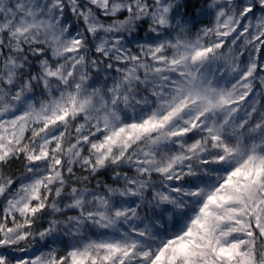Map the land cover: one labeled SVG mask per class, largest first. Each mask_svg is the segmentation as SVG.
I'll list each match as a JSON object with an SVG mask.
<instances>
[{
	"label": "snow or ice",
	"instance_id": "snow-or-ice-1",
	"mask_svg": "<svg viewBox=\"0 0 264 264\" xmlns=\"http://www.w3.org/2000/svg\"><path fill=\"white\" fill-rule=\"evenodd\" d=\"M0 264H264V0H0Z\"/></svg>",
	"mask_w": 264,
	"mask_h": 264
},
{
	"label": "trees",
	"instance_id": "trees-1",
	"mask_svg": "<svg viewBox=\"0 0 264 264\" xmlns=\"http://www.w3.org/2000/svg\"><path fill=\"white\" fill-rule=\"evenodd\" d=\"M36 247H40V245H39V244H37V245H36Z\"/></svg>",
	"mask_w": 264,
	"mask_h": 264
}]
</instances>
